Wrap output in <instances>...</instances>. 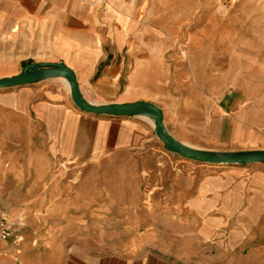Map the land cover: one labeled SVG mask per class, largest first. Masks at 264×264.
<instances>
[{"label": "rangeland", "instance_id": "1", "mask_svg": "<svg viewBox=\"0 0 264 264\" xmlns=\"http://www.w3.org/2000/svg\"><path fill=\"white\" fill-rule=\"evenodd\" d=\"M87 1L95 22L93 35L108 55L102 66L117 53L118 59L128 64L121 71L123 78L132 65L131 52L136 45L140 50L136 54L142 59L163 65L168 81L179 79L192 109H205L187 112L180 106L168 108L163 123L171 134L178 133L181 122L188 119L197 130L190 139L199 142L208 138V125L217 113L207 102L230 94L234 108L227 111L224 123L221 121L220 137L224 141L233 134L237 140L226 150L264 148V0ZM84 27L89 33L91 24ZM58 28L57 34H51V27L31 17L0 24V78L19 73L33 62L69 61L73 49H68L67 42L50 40L63 36L62 26ZM115 72L111 70V74ZM86 75L88 72L82 73L79 86L82 94L88 95L95 89L96 78ZM39 86L57 98V104L66 103L81 115L109 117L79 110L60 78L0 92ZM32 119L35 127L33 113ZM134 119L143 129L134 130L133 142L111 147L93 161L42 153L36 138H26L30 135L27 130L11 133L8 140L0 141V212L10 220L20 219L24 228L33 227L36 238L56 239L59 247L68 246L73 252L101 255L140 249L159 252L177 264H264V176L252 169L256 164L243 165L250 170L238 180L250 181L258 190L256 198L254 194L248 197L259 202L257 212L259 208L263 212L258 213L256 224L244 222L250 236L227 253L225 233L214 237L216 240L195 235L201 227H206V232L213 230L206 211L196 217L181 205L195 196L194 182L201 188L227 165H208L169 152L147 119ZM205 194L199 191V202L208 199ZM246 197L243 192L247 202ZM214 217L220 218L218 225L222 218ZM219 225L217 231L228 230L229 224ZM21 240L1 242L0 261L17 262L18 255L7 250L17 249Z\"/></svg>", "mask_w": 264, "mask_h": 264}, {"label": "crops", "instance_id": "2", "mask_svg": "<svg viewBox=\"0 0 264 264\" xmlns=\"http://www.w3.org/2000/svg\"><path fill=\"white\" fill-rule=\"evenodd\" d=\"M87 2V0H0V24L23 17H31L35 20L38 19L40 25L51 27V34H57L60 31L58 26H62L63 36L61 38L51 37L50 40H64L67 42L68 49L73 50L70 52L69 61L65 59L56 60H62L66 65L71 66L79 82L82 73L88 72L86 75L88 78L95 76L96 82L93 92H89L88 95L83 93L85 98L93 102L150 101L163 110L164 116L168 113V108L178 106L185 108L187 112L205 110L200 107L192 109V102L182 92V84L179 79L172 77V80L168 81L163 65L155 60L142 59L136 54L140 51L136 45V48L134 47L131 52L133 54L131 56V59L133 58L132 65L123 78H121V71L128 64L123 61V58L118 59L117 53H114L116 56L107 62V66H102L101 61L108 55L103 54L93 35L92 30L95 29L93 25L95 22L94 18L91 17ZM87 22L91 24L88 29L89 33L86 32L87 27H84ZM76 29L78 31H75ZM82 29L86 35L81 34ZM111 70L117 72L111 74ZM98 71L99 74H97ZM87 80L89 82V79ZM218 85L221 88L225 87L222 83ZM215 86H212L211 91H215ZM40 88L41 86L37 88L23 87L22 89L0 92L1 142L8 140L11 133L27 130L30 135L26 138H36L37 148H40L42 153H58L65 157L68 156L70 159L81 157L93 161L111 147L116 148L117 146L119 148L133 142V137L137 135V132L133 135L134 130L143 129L142 126L138 125L139 121L134 119H138V117L120 119L119 116L97 118L81 115L66 103L57 104V100H55L57 98L53 95H47L45 88L42 90ZM165 91H168V94L163 93ZM38 97L40 99H36ZM233 105L234 97L230 94L226 97L221 95L212 103L211 101L207 102V106L217 113L213 124L208 125L210 130L208 138L198 140L199 142L190 139L193 135L192 131L197 132V130L188 119L183 120L179 132L172 135L177 140L191 146L193 144L199 145L197 148L210 150H224L225 148L226 150V146L237 139L231 134L227 137L228 139L223 141L220 137V128L224 124L221 121L224 123L227 111H232ZM179 111L176 110L175 113ZM32 113L35 115V127L32 126ZM229 149L240 150L241 148ZM251 167L257 171L258 176H264V164H256ZM248 168L239 165L220 168L218 170L220 174H214L207 182L204 181L201 188H198L194 182L195 196L181 204L182 210L190 211L191 215H196V217L206 211V215L211 217L209 219L212 221L211 224L213 223V230L206 232L204 230L206 227H201L203 229L197 230L195 235L198 238L202 237V239L216 240L218 238L215 239L214 237L221 232L225 233V238L228 239L225 246L227 253L233 252L238 246L244 244L242 243L243 239L250 236L244 222H257L260 219L257 216L258 213L263 212L260 208L257 212V206H260L259 202L249 200L248 197L249 194H254L256 198L255 194L257 195L258 190L250 181L238 180V177ZM199 191L206 193L208 199L199 202L197 199ZM243 192L244 194L247 193V197L244 198L247 202L242 198ZM211 213L222 218L221 222L218 221L219 224H229L227 231L216 230L217 226L221 227L216 224L220 218L211 216ZM36 231L33 227L22 229V240L17 243L15 247L17 249L8 248L3 244L4 247L8 248L7 253L18 255L19 259L13 264H177L167 260L159 252L140 249L127 252L112 251L101 255H90L82 250L73 252L68 246L59 247L56 239L36 238ZM247 260H249V256ZM0 262L1 264H11L8 260Z\"/></svg>", "mask_w": 264, "mask_h": 264}, {"label": "water", "instance_id": "3", "mask_svg": "<svg viewBox=\"0 0 264 264\" xmlns=\"http://www.w3.org/2000/svg\"><path fill=\"white\" fill-rule=\"evenodd\" d=\"M60 78L67 82L72 103L81 111L96 116L145 118L153 125L155 136L165 150L178 156L208 165H239L248 163L264 164V148L245 150H220L194 147L177 140L163 123L164 113L153 102L135 100L133 102H93L83 96L76 73L62 61H38L24 65L19 73L0 78V89L39 83L46 79Z\"/></svg>", "mask_w": 264, "mask_h": 264}, {"label": "built area", "instance_id": "4", "mask_svg": "<svg viewBox=\"0 0 264 264\" xmlns=\"http://www.w3.org/2000/svg\"><path fill=\"white\" fill-rule=\"evenodd\" d=\"M24 227L20 219L10 220L0 212V243L20 240Z\"/></svg>", "mask_w": 264, "mask_h": 264}, {"label": "bare ground", "instance_id": "5", "mask_svg": "<svg viewBox=\"0 0 264 264\" xmlns=\"http://www.w3.org/2000/svg\"><path fill=\"white\" fill-rule=\"evenodd\" d=\"M264 59V58H263ZM259 63V62H258ZM257 63V64H258ZM261 64V63H260ZM263 66V65H262ZM262 68V67H261ZM255 75V74H254ZM61 81H63V83L66 85V87L68 88V84H67V82L66 81H64L63 79H61ZM69 89V88H68ZM264 91V90H263ZM263 93V92H262ZM263 95V94H262Z\"/></svg>", "mask_w": 264, "mask_h": 264}]
</instances>
